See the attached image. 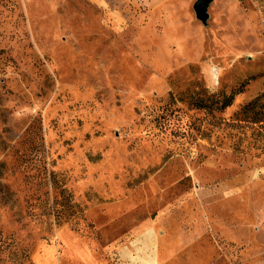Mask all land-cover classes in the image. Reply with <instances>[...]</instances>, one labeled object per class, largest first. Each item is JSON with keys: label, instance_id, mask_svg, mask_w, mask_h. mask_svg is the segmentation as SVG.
I'll use <instances>...</instances> for the list:
<instances>
[{"label": "rangeland", "instance_id": "rangeland-1", "mask_svg": "<svg viewBox=\"0 0 264 264\" xmlns=\"http://www.w3.org/2000/svg\"><path fill=\"white\" fill-rule=\"evenodd\" d=\"M196 1L0 0V264H115L158 208L264 264V0Z\"/></svg>", "mask_w": 264, "mask_h": 264}, {"label": "crops", "instance_id": "crops-1", "mask_svg": "<svg viewBox=\"0 0 264 264\" xmlns=\"http://www.w3.org/2000/svg\"><path fill=\"white\" fill-rule=\"evenodd\" d=\"M161 184L166 183L161 181ZM151 203L143 206V210ZM163 210L165 208H158L155 218L141 221L111 242L108 248L115 264H213L220 254V245L212 230L204 228L202 223L197 226L178 220L177 213L157 217ZM134 215L124 214L115 219L111 222V231L126 224ZM61 239L70 264L76 263L68 249L69 243L88 253L93 264H102L95 249L79 234L67 241Z\"/></svg>", "mask_w": 264, "mask_h": 264}, {"label": "bare ground", "instance_id": "bare-ground-1", "mask_svg": "<svg viewBox=\"0 0 264 264\" xmlns=\"http://www.w3.org/2000/svg\"><path fill=\"white\" fill-rule=\"evenodd\" d=\"M78 233L74 231H70L67 229H62L60 231V236L64 238V240H68V238H72L77 236ZM70 254L76 264H93L91 258L88 253H85L83 250L76 248V246L72 243H69L68 247Z\"/></svg>", "mask_w": 264, "mask_h": 264}, {"label": "water", "instance_id": "water-1", "mask_svg": "<svg viewBox=\"0 0 264 264\" xmlns=\"http://www.w3.org/2000/svg\"><path fill=\"white\" fill-rule=\"evenodd\" d=\"M212 1L213 0H197L194 4L196 15L202 22H206L209 17L208 7ZM236 164L242 166L241 163Z\"/></svg>", "mask_w": 264, "mask_h": 264}, {"label": "trees", "instance_id": "trees-1", "mask_svg": "<svg viewBox=\"0 0 264 264\" xmlns=\"http://www.w3.org/2000/svg\"><path fill=\"white\" fill-rule=\"evenodd\" d=\"M234 99V94L231 93L229 96H226L224 98V100L222 101L221 103V108H226L227 106H229L230 104H232V101ZM194 105L197 106V107H204V104L202 101H197V102H194Z\"/></svg>", "mask_w": 264, "mask_h": 264}]
</instances>
